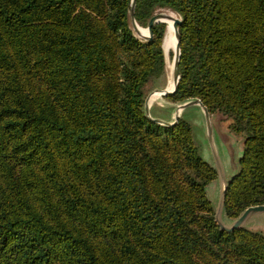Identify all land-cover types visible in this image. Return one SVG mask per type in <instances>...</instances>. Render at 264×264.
<instances>
[{
  "label": "trees",
  "instance_id": "1",
  "mask_svg": "<svg viewBox=\"0 0 264 264\" xmlns=\"http://www.w3.org/2000/svg\"><path fill=\"white\" fill-rule=\"evenodd\" d=\"M157 8L182 19L167 98L244 138L236 218L264 203V0H136L135 20ZM133 31L130 0H0V264H264L263 231L216 223L191 124L146 116L166 24Z\"/></svg>",
  "mask_w": 264,
  "mask_h": 264
},
{
  "label": "water",
  "instance_id": "2",
  "mask_svg": "<svg viewBox=\"0 0 264 264\" xmlns=\"http://www.w3.org/2000/svg\"><path fill=\"white\" fill-rule=\"evenodd\" d=\"M135 5L136 0H130V15H131V22L133 25V28L138 31V23L135 20ZM167 15L166 13H154L153 16L150 18L147 26L148 35L143 36L145 39L150 40L152 39L154 35V25L159 22H163L166 24L164 20L161 19L162 16ZM182 19L181 17H174L173 19V26L175 29V35H176V45L174 52V70H173V79H174V85L173 87H170L169 85V79L165 87H161L160 89L154 91L151 95L148 97L146 96L145 99V113L146 116L151 119L152 121L159 123L161 125L165 126H171L176 124L181 118H183V114L186 111V109L190 106H197L199 107L202 116H203V122L206 128L207 136L210 139V142L212 144V151L213 156L215 160V164H211L216 172H217V178L212 181L211 183H215L216 187L214 188V193H217V202L214 205L212 202L211 197L209 196V193L207 191V195L209 199L212 202L213 209H214V216L215 221L219 225L221 230L224 231H233L235 229H241V228H247L251 230L256 231H263L262 227H264V221L258 220L260 216L264 215V203L259 205H252L246 208L243 212L240 213V215L236 218H230L227 216L225 212V201H226V195H227V189L230 184V181L232 178L240 171V161L244 154V138L242 137L243 143V149H242V155L239 157L238 164L234 166V168H229V165L225 166L218 150V145L216 143V137H215V130L217 129L215 126V123L212 119V114L209 112L207 106L202 102L199 98H189L181 102H173L167 98V95L173 94L178 86V83L181 79L180 76V70H179V62H180V55H181V46H180V33H179V25L181 23ZM163 48V47H162ZM164 56H165V71H166V52L163 48ZM170 76V72H169ZM153 98V100H151ZM161 97L165 102L161 106V110L167 113L166 117H160L157 116L153 110H154V102L155 100ZM217 131L220 133V135L223 137L225 141L228 139L224 138V135L217 129ZM229 132L233 133L230 128ZM233 135H235L233 133ZM197 142V141H196ZM258 227V228H257ZM264 232V231H263Z\"/></svg>",
  "mask_w": 264,
  "mask_h": 264
},
{
  "label": "rangeland",
  "instance_id": "3",
  "mask_svg": "<svg viewBox=\"0 0 264 264\" xmlns=\"http://www.w3.org/2000/svg\"><path fill=\"white\" fill-rule=\"evenodd\" d=\"M171 9L169 8H157L155 10V13H161V12H169ZM173 13L175 11L171 10ZM176 17H179L180 15L178 13H174ZM139 25V24H138ZM131 27L135 35L140 38L141 40H147L145 37H143L142 34H147V27H143L139 25V28L141 29V33L136 31L133 28L132 22H131ZM175 49H172L170 51V54L166 56V74L164 77L160 78H154L152 79L146 86V93L147 97L151 95L154 91L160 89L161 87H165L168 79H169V67L168 64L170 61L173 62L174 59V51ZM174 63V62H173ZM161 97H158L155 102H154V110L153 112L155 113H165L164 111L161 110V106L165 102ZM165 104V103H164ZM183 119L187 120L193 129V134L195 137V140L197 141L200 151H201V156L202 158L207 161L210 164H215L214 156H213V151H212V144L210 142L209 137L207 136L206 133V128L203 122V116L202 113L197 106H190L186 109V111L183 114ZM212 119L215 123L216 128L224 135L225 139H228L225 141L223 137L220 135V133L215 130V137H216V143L218 145V150L220 153V157L224 163V165L228 166L229 168H234L235 165L238 164L239 157L242 155V149H243V143L242 142V136L241 135H233V133L229 132V124L230 120H227L224 118V116L220 113L212 114ZM214 182V181H213ZM216 187L215 183H210L207 186V191L209 193V196L212 199L213 204L215 205L218 198H217V193H214V188ZM260 221H264V215L260 216L259 219ZM258 228V227H257ZM264 231V227H262Z\"/></svg>",
  "mask_w": 264,
  "mask_h": 264
},
{
  "label": "bare ground",
  "instance_id": "4",
  "mask_svg": "<svg viewBox=\"0 0 264 264\" xmlns=\"http://www.w3.org/2000/svg\"><path fill=\"white\" fill-rule=\"evenodd\" d=\"M161 13H166L167 15L162 16L161 19L164 20L166 22V32L164 35V39H163V48L166 52L167 55L170 54V51L172 49H175V45H176V35H175V29L173 26V19L174 17H176L174 15V13L170 10L169 12H161ZM138 29L141 33V29L139 28L138 25ZM147 30V29H146ZM142 34V33H141ZM143 36H147L148 35V30H147V34H142ZM169 67V72H170V76H169V85L170 87H173L174 85V79H173V70H174V63L172 61L169 62L168 64ZM154 97H152L151 100H153ZM161 100V98H160ZM164 104V103H163Z\"/></svg>",
  "mask_w": 264,
  "mask_h": 264
}]
</instances>
